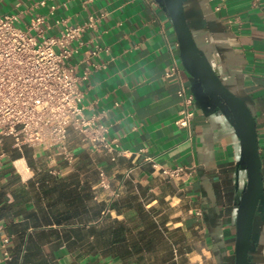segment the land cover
<instances>
[{"label": "crops", "instance_id": "crops-1", "mask_svg": "<svg viewBox=\"0 0 264 264\" xmlns=\"http://www.w3.org/2000/svg\"><path fill=\"white\" fill-rule=\"evenodd\" d=\"M41 1L0 0V14H16L21 27L41 14L46 35L61 28L55 20L98 16L71 62L78 73L89 70L84 114L104 110L99 120L116 146L92 150L71 128L63 148L18 147L3 137L0 239L8 241L0 240V264H149V255L161 253L154 234L167 244L171 264H234L235 214L246 180L239 141L181 65L162 0ZM183 7L194 41L253 115L264 184V0H184ZM171 64L176 72L164 76ZM179 88L192 97L189 103ZM184 106L192 115L178 125ZM18 159L26 165L24 178L12 164ZM175 166L187 172L168 177L159 170ZM3 249L9 258H2ZM249 264H264L258 217Z\"/></svg>", "mask_w": 264, "mask_h": 264}, {"label": "built area", "instance_id": "built-area-1", "mask_svg": "<svg viewBox=\"0 0 264 264\" xmlns=\"http://www.w3.org/2000/svg\"><path fill=\"white\" fill-rule=\"evenodd\" d=\"M53 8L50 6L51 10ZM97 20L98 16L92 13L82 23L69 24L58 19L55 21L62 23L61 28L56 34L46 35L41 27L44 22L41 14H35L22 27L16 25V14H0V144L4 136H10L18 147L63 148L71 128L92 150L110 152L116 146V140L108 137V125L99 120L105 111L90 116L84 114L81 102L89 70L85 68L78 73L77 64L71 62L82 44V33L87 28H94ZM98 49L95 46L90 53L96 55ZM175 72L176 66L171 64L164 76ZM177 95L184 98L185 104L192 99L190 95H184L182 88L177 90ZM191 115L184 106L178 111L175 123L187 125ZM146 159L155 165L151 157ZM12 164L24 178L25 163L18 159ZM159 170L168 177H179L187 172L183 166ZM99 175L100 183L106 186L102 170ZM0 240L4 246L8 237ZM2 258H9L6 249L2 251Z\"/></svg>", "mask_w": 264, "mask_h": 264}, {"label": "water", "instance_id": "water-1", "mask_svg": "<svg viewBox=\"0 0 264 264\" xmlns=\"http://www.w3.org/2000/svg\"><path fill=\"white\" fill-rule=\"evenodd\" d=\"M173 25L180 62L202 86L210 101L228 118L239 141L245 168V186L235 214L234 264H249L253 224L264 221V184L253 115L247 104L219 78L204 52L198 47L184 14V0H162Z\"/></svg>", "mask_w": 264, "mask_h": 264}, {"label": "rangeland", "instance_id": "rangeland-1", "mask_svg": "<svg viewBox=\"0 0 264 264\" xmlns=\"http://www.w3.org/2000/svg\"><path fill=\"white\" fill-rule=\"evenodd\" d=\"M152 243L154 246L157 247V250L161 252L160 254L157 255H149L147 258V262L149 264L151 263H157V262H163L164 264H171V262L174 261L172 258L173 255L168 254L167 252V244L164 243L161 239L157 238L155 234L153 235V238H151ZM177 261L179 260V257L176 259ZM187 262H199L198 259H187Z\"/></svg>", "mask_w": 264, "mask_h": 264}]
</instances>
